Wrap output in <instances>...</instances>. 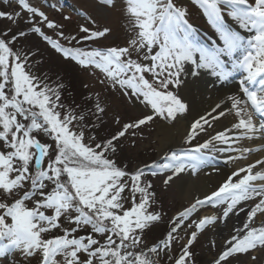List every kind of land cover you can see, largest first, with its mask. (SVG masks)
Returning a JSON list of instances; mask_svg holds the SVG:
<instances>
[{
  "label": "snow or ice",
  "instance_id": "obj_1",
  "mask_svg": "<svg viewBox=\"0 0 264 264\" xmlns=\"http://www.w3.org/2000/svg\"><path fill=\"white\" fill-rule=\"evenodd\" d=\"M107 2L114 6L112 0ZM192 3L202 10L215 39L209 41L201 36L188 21L187 8L181 0H126L124 11L132 38L125 47H63L45 35L41 27L32 28L66 60L84 69L99 70L105 78L102 84L144 106L142 118L125 123L103 140L94 134L106 112L99 95L90 108L65 105L61 92L64 85L52 87L32 74L28 71L33 66L29 55L13 48L27 33H0V258L19 252L28 260L38 257V264H58V256L63 258V264H160L162 259L170 264H195L191 247L205 226L218 217L206 216L197 221L192 218L194 214L206 204L223 205L222 218L226 221L230 214L245 211L238 206L249 201L253 203L246 211L245 222L213 258V264H229L236 254L264 247V226H255L256 219L264 224V156L250 159L254 152L264 154V147L246 143L264 140V0ZM18 5L30 14L29 23L39 17V23L48 29L62 27L25 0H18ZM0 18L12 21L14 17L0 12ZM79 31L84 33L79 38L65 37L62 31L57 36L80 45L106 37L110 29L80 26ZM133 52L136 59L132 58ZM201 70L224 82L241 74V95L228 96V113L224 111L228 103L217 102L195 119L184 142L191 144L201 133L207 138L186 151L173 152L163 164L152 165L150 174L171 171L176 175L186 168L193 173L214 168L215 154L226 156L229 162H249L226 174L218 189L205 199H197L172 217L170 230L156 244L147 246L145 231L162 222L159 212L149 211L155 203L152 185L143 182L147 175L143 169L129 173L111 157L117 153L120 138L130 129L157 117L172 122L185 114L189 106L173 89L187 85L183 74L198 78ZM230 114L237 118L231 127L216 131L220 119ZM209 129L215 134H210ZM41 134L51 143L42 142ZM172 178L169 175L164 183ZM126 189L132 195L130 208H125L127 197L122 195ZM49 211L51 214H47ZM63 223L70 227H63ZM89 227L88 234L75 235ZM186 227H194V231L179 254L173 255V243ZM57 229H62V235L47 238L46 234ZM96 236H102L103 242Z\"/></svg>",
  "mask_w": 264,
  "mask_h": 264
},
{
  "label": "rangeland",
  "instance_id": "obj_2",
  "mask_svg": "<svg viewBox=\"0 0 264 264\" xmlns=\"http://www.w3.org/2000/svg\"><path fill=\"white\" fill-rule=\"evenodd\" d=\"M25 2L43 11L48 16L49 20L54 21L57 25L62 27L48 29L44 24L39 23V17H35L34 22L29 23L30 14L19 7L18 0H8L7 3H5L4 0H0V12L13 14L14 17L12 21L0 18V32L4 33L7 31L8 35L12 36L15 35L18 29L20 30L24 26H32L31 29L35 26H39L45 35L49 36L51 39L57 40L63 47H83L86 49L99 48L100 50L109 47L128 46L132 38V29L124 11L126 0H112L114 6H111L109 3L107 5H105V3L98 4L97 0H25ZM181 2L186 6L187 3H185L184 0H181ZM187 9L188 13L194 19V22H200V18L202 19L203 16L199 15V8L192 3V0ZM17 13H19V18L16 17ZM65 16L70 17V19H64ZM20 24H23V26ZM80 26L88 27L91 30H104L107 28L110 29V32L104 38H98L95 41H86L80 45H76L75 42L69 44L66 39L57 36V33L62 31L65 37L75 35L79 38L84 35V33L79 31ZM199 26L205 28L206 25L201 24ZM38 35L39 34L32 33L30 36L25 35L22 38L20 37L13 45V48L21 51L24 45L23 51L27 54H29L31 50L37 47L39 48L40 52L36 56V58L38 57V61L36 62V59L33 58V66L29 68L28 71L36 76L40 75L47 83L55 79L58 80L56 83H62L64 85L61 89L62 101L65 105H70L74 108L77 106L90 108L96 101L97 95H99L102 106L106 108V112L103 114V123H101L94 132L99 140L110 138L116 131L121 130L125 123H135L138 119L143 117L145 114L144 106L138 102H131L127 97L123 96L119 90H113L111 86L106 87L105 84H102L101 80L105 78L99 70L91 68H83L80 70L76 66L71 65L68 61L63 62L64 60L58 56H62V54L55 52L43 38H41V42L35 40V36ZM132 58L136 59L134 52ZM138 62L150 63V61ZM145 77L151 82V76L149 74L146 73ZM173 91H178V93H180L179 89H173ZM89 97H91V100L88 99ZM187 117L191 120L190 115ZM117 119L119 123H116ZM175 122L176 120L166 122L157 117L152 122L140 128L130 129L124 137L120 138L117 153L111 158L118 167L122 169L125 167L129 171L156 157L158 158L157 140L155 136L157 127L160 124H175ZM39 138L42 142L51 143V141L42 134ZM185 139L180 143L181 146L185 145ZM205 139L206 135L201 133L192 141V144L201 143ZM162 174L165 180L171 175L169 171L163 172ZM154 180L157 181L156 179ZM169 182L170 185L166 188L160 186L159 182H151L154 186L155 203L150 205L149 211L157 210V212L162 215V222L156 223L155 227L145 231L143 239L147 246L156 244L159 239L164 236L165 232H167L164 227L167 224L166 222L169 221L173 213H178L181 207L185 205V203H182L179 197H177L175 189L176 180L173 181L171 179ZM122 195L127 197L125 208H130L132 206V195L130 191L126 189L125 193ZM138 199L139 196L137 195V200ZM251 203L253 202H242L238 207L249 209ZM47 214H51V212L49 211ZM194 217L195 216L192 218L197 220V218ZM234 218H236L235 222L243 223V219L241 220L242 215ZM257 222L256 219L255 226H257ZM63 227L70 226L67 223H63ZM233 227L232 225L230 230H232ZM218 228V223L208 227L206 226L205 229L198 234L196 241L191 247L195 264L196 262L197 264H212L213 258L217 257L223 249L222 244L226 246V242L222 240L228 238L227 235L215 238V232ZM192 231H194V227H186L184 230L182 229L180 231L178 239L173 243V255L179 254L181 246L187 242ZM89 232H91V229L86 228L77 232L75 235L78 237L80 235H86ZM61 234L62 232L59 235ZM46 236L49 238L54 235L50 234V236H48V234H46ZM95 238L100 239L101 242H103L104 239L102 236H96ZM144 250L147 254V248ZM251 254L248 252V255L245 254L234 257L232 260H229V264H264V248L260 246L256 247V251L253 254L258 255L256 257L257 259H254ZM81 258H84L83 254H81ZM150 258L155 259V257L151 256ZM38 259L37 257L28 260L22 257L19 252H13L6 257V260L0 261V264H30L36 260L38 261ZM56 259L58 264H63V259L58 260L59 256ZM161 263L170 264L167 259H162Z\"/></svg>",
  "mask_w": 264,
  "mask_h": 264
},
{
  "label": "bare ground",
  "instance_id": "obj_3",
  "mask_svg": "<svg viewBox=\"0 0 264 264\" xmlns=\"http://www.w3.org/2000/svg\"><path fill=\"white\" fill-rule=\"evenodd\" d=\"M194 79L195 83H193ZM183 81L188 83L187 85L182 84L179 89V94L181 99L189 106V110L187 111V114L182 117H178L175 124H160L157 127L155 136L157 140L158 156L163 154L166 150L180 145L182 139L186 136L191 123L194 122L195 119H198L200 115L205 114V112L209 110L210 106L215 105L217 102L222 104L228 103V107L224 108L225 113H228L230 107L228 96L236 93V89L233 85L228 89L215 87L214 84H212L213 82L211 83L204 73H201L198 78L193 79H190L188 75H186V78ZM234 96L239 95L235 94ZM188 114L191 116V120L188 119ZM234 121L235 117L231 116V114L227 115L226 118H221L216 124V131L231 127V124ZM209 133L215 134L212 129H209ZM246 143L252 147L259 146L258 142L251 144V142L248 141ZM258 156H262V154L254 152L251 154L250 159L254 161ZM248 162L249 160H243L237 164V167L246 166ZM226 174V171L223 172L220 170L217 174H210L208 176L204 174L192 177L191 174L185 173L181 177H178L175 182L176 194L182 203H185V205L181 207V210L186 206H190L197 199H203L206 195H209L214 190H217L220 183L224 181ZM244 218L245 215H242L241 220H244ZM235 221L236 218H234L233 215L230 216L225 225L219 226L218 230L215 232V238H220L223 235H227L229 237L235 234V230L243 224ZM232 225L234 227L230 230Z\"/></svg>",
  "mask_w": 264,
  "mask_h": 264
}]
</instances>
